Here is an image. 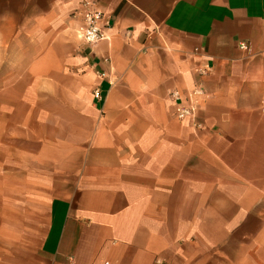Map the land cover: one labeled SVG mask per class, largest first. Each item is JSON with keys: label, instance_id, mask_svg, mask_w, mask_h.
<instances>
[{"label": "crops", "instance_id": "1", "mask_svg": "<svg viewBox=\"0 0 264 264\" xmlns=\"http://www.w3.org/2000/svg\"><path fill=\"white\" fill-rule=\"evenodd\" d=\"M0 264H264V0H0Z\"/></svg>", "mask_w": 264, "mask_h": 264}, {"label": "built area", "instance_id": "2", "mask_svg": "<svg viewBox=\"0 0 264 264\" xmlns=\"http://www.w3.org/2000/svg\"><path fill=\"white\" fill-rule=\"evenodd\" d=\"M82 18H83V27L80 30V38L84 43L92 45L98 41L106 38V29L109 28L107 21V16L104 12L97 10L92 7V5L84 1L82 3ZM239 47L241 49H248V45L245 42H239ZM177 92H174L175 95ZM203 90L199 87L191 90L189 98L186 102H176L175 105V116L179 120H188L195 123L196 119V100L195 96L201 95ZM97 95V92H96Z\"/></svg>", "mask_w": 264, "mask_h": 264}]
</instances>
